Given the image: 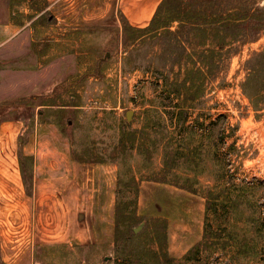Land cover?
Listing matches in <instances>:
<instances>
[{
	"label": "rangeland",
	"instance_id": "374dc122",
	"mask_svg": "<svg viewBox=\"0 0 264 264\" xmlns=\"http://www.w3.org/2000/svg\"><path fill=\"white\" fill-rule=\"evenodd\" d=\"M119 1L0 0V23L26 30L0 32V123L20 119L35 151L84 164L65 170L82 206L66 208L62 239L0 240V264H131L162 249L175 264H264V106L243 89L264 32L239 53L215 49L212 66L214 45L176 48L165 30L126 42ZM49 45L64 54L42 63Z\"/></svg>",
	"mask_w": 264,
	"mask_h": 264
},
{
	"label": "crops",
	"instance_id": "0c3cea01",
	"mask_svg": "<svg viewBox=\"0 0 264 264\" xmlns=\"http://www.w3.org/2000/svg\"><path fill=\"white\" fill-rule=\"evenodd\" d=\"M162 2L163 0H120L119 10L132 27L145 28L150 25ZM16 27L19 26L11 21L0 23V32L15 31L14 37H17L19 33L26 31ZM70 45L75 47L73 43ZM56 46L49 45L40 52L42 63L54 62L58 55L64 54V50L58 51L60 47ZM80 56L78 52V66H81ZM24 130L25 124L20 119L0 123V240L25 237L28 241L48 244L50 238L62 239L66 208L70 211L69 206L73 207L72 215L75 216V207L82 206L80 195H66L75 190H69V186L64 184L66 167L80 169L82 159L70 151H35L33 140L24 141L22 138L26 133ZM140 132L146 137L147 133ZM96 163L93 167L95 171L118 170V164L99 159ZM164 168L166 171V167ZM50 176L56 178L55 183L49 182ZM95 203L103 205L101 199L92 197L91 207ZM80 236L79 231L76 237ZM34 252L35 249L32 254Z\"/></svg>",
	"mask_w": 264,
	"mask_h": 264
},
{
	"label": "trees",
	"instance_id": "16d2710c",
	"mask_svg": "<svg viewBox=\"0 0 264 264\" xmlns=\"http://www.w3.org/2000/svg\"><path fill=\"white\" fill-rule=\"evenodd\" d=\"M122 18L123 36L126 42L136 41L146 34L156 37L159 36L156 34L165 30L167 35L176 40V48L181 42L191 43L192 38L197 39L200 46L211 43L214 45L213 51H210L214 53L210 58L212 66L215 65V49L239 53L243 46L257 41L264 32V5H256L251 0H163L150 25L145 28L132 27L124 17ZM175 24L177 29L173 30ZM202 56L205 61V53ZM200 70L202 68L198 71ZM246 70L248 76L243 86L244 92L255 107H263L264 49L247 61ZM188 79L183 81V86H187ZM175 84L177 85V82ZM166 171H169L168 163H166ZM208 209H210L209 204ZM163 227L157 226L153 233L156 239L163 241L164 245L168 241V235L165 231L167 226ZM208 239L206 225L202 241L189 250L187 258L193 259L199 254ZM131 260L133 264H175L176 262L175 258L163 249L160 253L153 254L151 259L138 256Z\"/></svg>",
	"mask_w": 264,
	"mask_h": 264
},
{
	"label": "water",
	"instance_id": "95a60500",
	"mask_svg": "<svg viewBox=\"0 0 264 264\" xmlns=\"http://www.w3.org/2000/svg\"><path fill=\"white\" fill-rule=\"evenodd\" d=\"M132 115H133L132 112H129V113L127 114V118H128L129 121H131V119H132ZM140 229H141V227L135 229V233H138ZM107 260H108V259H107Z\"/></svg>",
	"mask_w": 264,
	"mask_h": 264
}]
</instances>
